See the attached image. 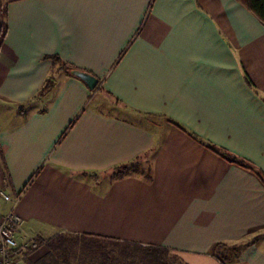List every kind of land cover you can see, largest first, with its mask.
<instances>
[{
    "label": "crops",
    "instance_id": "1",
    "mask_svg": "<svg viewBox=\"0 0 264 264\" xmlns=\"http://www.w3.org/2000/svg\"><path fill=\"white\" fill-rule=\"evenodd\" d=\"M3 12L0 217L14 207L38 240L22 264H264V186L203 144L264 173L252 12L237 0H0V24ZM50 56L94 75V92L54 73L37 97ZM136 161L149 179L112 176ZM256 235L229 261L212 253ZM60 237L94 242L61 259Z\"/></svg>",
    "mask_w": 264,
    "mask_h": 264
},
{
    "label": "trees",
    "instance_id": "2",
    "mask_svg": "<svg viewBox=\"0 0 264 264\" xmlns=\"http://www.w3.org/2000/svg\"><path fill=\"white\" fill-rule=\"evenodd\" d=\"M237 1H239L241 4H243L264 25V0H237ZM3 14H4V16H2L1 24H0V48L3 44L4 38L6 35V31H7V26H6V22H5V13L3 12ZM46 59H49L51 61L52 72H51L50 76L48 77V79H46V81L44 82V85L41 88V90L38 92L37 97L43 96L45 93H47L51 89V87L53 85L52 75L54 73H62L66 77H74L75 78L76 76L74 73L76 71L86 72L82 69H78V68L64 62L58 56H50V57H46ZM86 73H88V72H86ZM90 75H92V74H90ZM92 76H94V75H92ZM94 90L95 89L91 90V92H94ZM73 123H74V121L70 122L66 131L69 128H71ZM199 141H200V143H203V142H201V140H199ZM203 144L209 146L211 149H213L214 151H216L220 155H223L228 160V162L233 163V164L249 171L253 175H255L258 178V180L262 183V185L264 186V173L260 169H258L255 165H253L252 163H250L249 161H247L245 159L231 155L227 151L217 149L208 143H203ZM133 174H140L144 178L149 179L150 169L148 166H146V169H142V166H140L139 162L136 161L133 163H128V164L118 166L115 169H113V172H112V176L114 178L115 177L120 178L123 176L133 175ZM58 239H60V242L59 241H57V242L59 243V246L61 249L65 245V242H64L65 240H63L61 237ZM258 240H259V236L256 235L252 238H247L243 241H240L238 243H234L231 245L228 243H217L213 246L212 253L215 254L218 258H221L223 261H229L233 258H236L243 249L257 244ZM151 259L153 260V262L161 260V258H159L157 256L155 258L153 257ZM152 260H151V262H152Z\"/></svg>",
    "mask_w": 264,
    "mask_h": 264
},
{
    "label": "built area",
    "instance_id": "3",
    "mask_svg": "<svg viewBox=\"0 0 264 264\" xmlns=\"http://www.w3.org/2000/svg\"><path fill=\"white\" fill-rule=\"evenodd\" d=\"M0 196L9 200L2 192ZM13 209L0 217V264H22L28 252L38 247L36 236L23 230L22 220Z\"/></svg>",
    "mask_w": 264,
    "mask_h": 264
},
{
    "label": "rangeland",
    "instance_id": "4",
    "mask_svg": "<svg viewBox=\"0 0 264 264\" xmlns=\"http://www.w3.org/2000/svg\"><path fill=\"white\" fill-rule=\"evenodd\" d=\"M261 233H264V231H262ZM260 235H263V234H260ZM93 242H94L93 240H89V239H82V240H79L76 242H66L64 247L61 249H60L59 243L56 242L54 244L56 247H54V249H52V256L59 254V256H58L59 258L67 259L71 255L72 256L73 255L78 256L77 253L85 254V253L89 252V250H87V247L90 246V243L92 244ZM86 243H89V244H86ZM56 251H57V253H56ZM71 252H72V254L70 255ZM168 263L174 264V260H171V262L168 260Z\"/></svg>",
    "mask_w": 264,
    "mask_h": 264
},
{
    "label": "water",
    "instance_id": "5",
    "mask_svg": "<svg viewBox=\"0 0 264 264\" xmlns=\"http://www.w3.org/2000/svg\"><path fill=\"white\" fill-rule=\"evenodd\" d=\"M74 74L86 84L89 90H93L97 86L98 79L96 77L81 71H76Z\"/></svg>",
    "mask_w": 264,
    "mask_h": 264
}]
</instances>
